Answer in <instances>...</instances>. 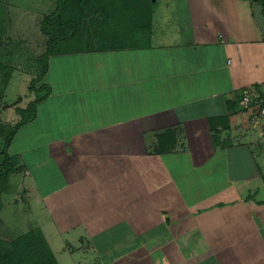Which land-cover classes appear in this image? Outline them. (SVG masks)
<instances>
[{
    "label": "crops",
    "instance_id": "0c3cea01",
    "mask_svg": "<svg viewBox=\"0 0 264 264\" xmlns=\"http://www.w3.org/2000/svg\"><path fill=\"white\" fill-rule=\"evenodd\" d=\"M177 3L142 44L51 55L9 142L58 264H264V8Z\"/></svg>",
    "mask_w": 264,
    "mask_h": 264
},
{
    "label": "trees",
    "instance_id": "16d2710c",
    "mask_svg": "<svg viewBox=\"0 0 264 264\" xmlns=\"http://www.w3.org/2000/svg\"><path fill=\"white\" fill-rule=\"evenodd\" d=\"M151 0H56L49 12L40 21V32L44 37L45 49L37 57L40 73L31 80L29 90L35 89V82L43 80L47 61L51 55L120 46L110 43L90 45L84 48L66 47L69 42H85L107 37L119 38L127 35L149 37L152 28V10H147ZM264 8V0H259ZM147 10V12H146ZM86 20L83 28V21ZM44 61L43 66L41 62ZM43 90L45 85L42 84ZM39 98L26 105L30 111L5 133V124H0L3 147L0 150V211L3 208L2 194L7 190L10 175L18 170L17 163L10 156L9 142L18 127L30 121ZM162 148L161 146H159ZM161 150H165L164 147ZM0 264H58L51 248L39 228H32L11 239L0 236Z\"/></svg>",
    "mask_w": 264,
    "mask_h": 264
},
{
    "label": "rangeland",
    "instance_id": "374dc122",
    "mask_svg": "<svg viewBox=\"0 0 264 264\" xmlns=\"http://www.w3.org/2000/svg\"><path fill=\"white\" fill-rule=\"evenodd\" d=\"M147 10H152V21H160V10L165 9L169 15L175 16L178 0H151ZM56 0H0V124H5V133H9L18 119L30 113L24 111L26 105L34 97L42 95V80L35 82V89L29 90L32 79L40 73L37 57L45 49L44 37L40 32L41 19L51 10ZM181 2V1H180ZM146 10V12H147ZM148 13V12H147ZM159 13V14H158ZM157 26H152L151 31ZM150 37L145 35H127L119 38L90 39L85 42H69L67 47L84 48L101 43L102 45L117 43L121 45L142 44ZM68 53V52H65ZM44 61L41 62L43 66ZM0 137V150L3 147ZM9 192L15 189L12 179ZM13 194H2L3 207L0 211V236L11 239L28 229L32 222L25 202H13ZM17 195V194H16ZM25 204V205H24ZM28 231V230H27Z\"/></svg>",
    "mask_w": 264,
    "mask_h": 264
},
{
    "label": "built area",
    "instance_id": "2783aa9c",
    "mask_svg": "<svg viewBox=\"0 0 264 264\" xmlns=\"http://www.w3.org/2000/svg\"><path fill=\"white\" fill-rule=\"evenodd\" d=\"M252 101H253L252 91L248 88L243 89L239 100L240 105L243 108H249ZM251 122L253 123L254 126H257L258 124H262L264 129V100L261 103L259 110L252 115Z\"/></svg>",
    "mask_w": 264,
    "mask_h": 264
},
{
    "label": "water",
    "instance_id": "95a60500",
    "mask_svg": "<svg viewBox=\"0 0 264 264\" xmlns=\"http://www.w3.org/2000/svg\"><path fill=\"white\" fill-rule=\"evenodd\" d=\"M85 24H86V20L83 21V28L85 27Z\"/></svg>",
    "mask_w": 264,
    "mask_h": 264
}]
</instances>
